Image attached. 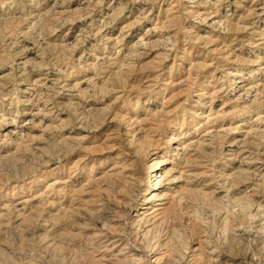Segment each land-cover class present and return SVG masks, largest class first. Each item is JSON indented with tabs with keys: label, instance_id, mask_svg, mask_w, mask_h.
I'll list each match as a JSON object with an SVG mask.
<instances>
[{
	"label": "rangeland",
	"instance_id": "374dc122",
	"mask_svg": "<svg viewBox=\"0 0 264 264\" xmlns=\"http://www.w3.org/2000/svg\"><path fill=\"white\" fill-rule=\"evenodd\" d=\"M0 264H264V0H0Z\"/></svg>",
	"mask_w": 264,
	"mask_h": 264
},
{
	"label": "bare ground",
	"instance_id": "6f19581e",
	"mask_svg": "<svg viewBox=\"0 0 264 264\" xmlns=\"http://www.w3.org/2000/svg\"><path fill=\"white\" fill-rule=\"evenodd\" d=\"M166 162V161H165ZM162 163V162H161ZM155 165H158V163H155ZM157 169H159L160 170V168H157ZM163 172V171H162ZM171 173L172 172H170V171H168V172H166V170H164V172H163V174H161L160 176H159V174H156V176L158 177L157 178V180H156V183L154 184L155 186L153 187L154 188V190H153V195H157V194H155V193H157L158 191H159V189L160 188H162V181L164 180V179H166L169 175H171ZM155 174V173H154ZM159 179V180H158ZM159 200V199H158ZM160 200H163V199H160ZM150 201H151V199H150ZM145 202H147V201H145ZM149 202V201H148ZM146 205H150V203L149 204H146ZM148 207V206H147ZM147 207H144V209H148ZM157 210H160V209H157ZM156 210V211H157ZM146 213V212H145ZM142 214V213H141ZM148 216H150V215H148Z\"/></svg>",
	"mask_w": 264,
	"mask_h": 264
}]
</instances>
